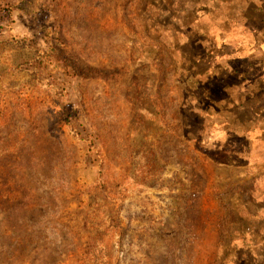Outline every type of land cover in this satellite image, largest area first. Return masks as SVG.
Segmentation results:
<instances>
[{
	"label": "rangeland",
	"instance_id": "1",
	"mask_svg": "<svg viewBox=\"0 0 264 264\" xmlns=\"http://www.w3.org/2000/svg\"><path fill=\"white\" fill-rule=\"evenodd\" d=\"M86 218L96 264H264V0H0V264Z\"/></svg>",
	"mask_w": 264,
	"mask_h": 264
},
{
	"label": "trees",
	"instance_id": "2",
	"mask_svg": "<svg viewBox=\"0 0 264 264\" xmlns=\"http://www.w3.org/2000/svg\"><path fill=\"white\" fill-rule=\"evenodd\" d=\"M166 7L168 6L162 5L159 9L161 8L166 9ZM63 62H65V64L69 68H71V70L74 72V74L81 79H84V80L102 79V80H107V81H111L113 79L114 74L111 73L112 71H108L106 68L93 69V68L85 67V65H83L76 56L75 58L70 57V58L64 59ZM144 98L148 99L150 98V96L146 95ZM135 100L138 101L140 99L137 96ZM63 124L66 125L70 129L71 133L74 132L75 137H81L82 135L81 133H78L77 131H73L74 129L71 125L70 120L64 121ZM89 207H92V205H89ZM86 219L87 220H85L83 223H76V221L75 222L71 221L67 224H62V228L73 233L74 238L77 240V242L75 243L74 249L71 250L70 255H69L71 256V259L73 260L75 259L76 264H96L95 252L92 249L93 241H94V238H93L94 227H93L92 221L88 220V218ZM85 239H87L86 243H84ZM27 240H28L27 238L24 239L23 243H21V247L27 243L26 242ZM16 250L18 251L20 250L21 252L24 251L22 250V248H20V246L17 247ZM10 261L15 262L18 260L16 259L15 256H13L12 258H10Z\"/></svg>",
	"mask_w": 264,
	"mask_h": 264
}]
</instances>
